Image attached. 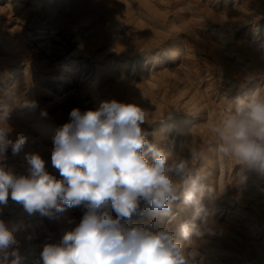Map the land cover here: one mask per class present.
Here are the masks:
<instances>
[{
  "label": "rangeland",
  "instance_id": "obj_1",
  "mask_svg": "<svg viewBox=\"0 0 264 264\" xmlns=\"http://www.w3.org/2000/svg\"><path fill=\"white\" fill-rule=\"evenodd\" d=\"M253 96L264 99V0H0V105L9 108L8 139L29 137L0 164L26 176V156L39 154L60 178L53 137L73 108L137 105L148 141L205 179L199 213L181 190L170 211L153 213L141 200L124 223L172 232L186 264H264V172L224 156L213 131ZM86 210L29 215L9 197L0 205L16 238L9 252L43 264V247L59 244Z\"/></svg>",
  "mask_w": 264,
  "mask_h": 264
},
{
  "label": "clouds",
  "instance_id": "obj_2",
  "mask_svg": "<svg viewBox=\"0 0 264 264\" xmlns=\"http://www.w3.org/2000/svg\"><path fill=\"white\" fill-rule=\"evenodd\" d=\"M8 113L9 108L0 105V158L8 148L18 155L29 142L26 135L8 139ZM145 120L140 107L116 100L83 114L73 108L53 137L51 164L60 178L46 171L39 154L26 156V176H16L0 164V205L11 197L29 215L49 218L63 213L65 206L83 204L87 209L59 244L43 247V264H186L172 232L124 223L141 200L153 213L170 211L181 190L184 202L200 211L196 194L205 177L187 176V161L173 159L150 143L141 128ZM213 131L224 156L264 172V99L253 96ZM180 233L187 239L189 225H181ZM15 243L13 231L0 220V264H21L18 252H9Z\"/></svg>",
  "mask_w": 264,
  "mask_h": 264
},
{
  "label": "bare ground",
  "instance_id": "obj_3",
  "mask_svg": "<svg viewBox=\"0 0 264 264\" xmlns=\"http://www.w3.org/2000/svg\"><path fill=\"white\" fill-rule=\"evenodd\" d=\"M41 30V29H40ZM13 34V33H12ZM154 54V53H153ZM33 57V56H32ZM69 67H70V65L68 64V65H65L64 66V70H66V73L68 72V70H69ZM166 126V125H165ZM163 134V130L161 131V133H160V136L162 137V138H164V135H162ZM166 152H169V149L168 148H166ZM194 152V151H193ZM194 221H195V218L193 219V223H192V225H191V229L193 228V226H194ZM33 227V226H32ZM190 229V230H191Z\"/></svg>",
  "mask_w": 264,
  "mask_h": 264
}]
</instances>
